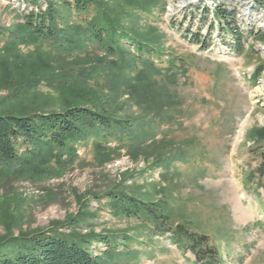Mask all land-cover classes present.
Segmentation results:
<instances>
[{
  "label": "rangeland",
  "instance_id": "374dc122",
  "mask_svg": "<svg viewBox=\"0 0 264 264\" xmlns=\"http://www.w3.org/2000/svg\"><path fill=\"white\" fill-rule=\"evenodd\" d=\"M131 1L135 18L120 13L114 0H95L88 18L107 10L123 29L154 42L149 58L131 60L119 74L125 80L141 73L150 87L149 110L136 108L118 89L111 108L131 122L132 134L96 131L70 141L67 150L45 158L38 177L19 178L0 163V236L54 228L68 233L69 220L87 217L78 226L80 234L124 236L130 250L140 255L137 261L126 257L117 264H194L195 258L177 247L171 232L150 238L141 220L114 213L105 197L120 185L142 186L154 202L164 204L168 228L206 236L221 264H264V177L255 173L260 160L254 151L255 138L264 136V46L247 35L251 29L264 31V0ZM217 7L232 16L233 29L243 34L241 53L233 52L230 36L217 28L212 15ZM25 10L36 8L22 0H0V27L16 28ZM192 36H199L207 48L195 44ZM36 45L18 43L9 53L0 48V60L29 61L41 69L61 63L60 75L103 55L88 50L62 59ZM129 56L134 58L136 50ZM6 69L12 81L4 84L0 76V105L50 112L64 109L73 99L57 83L22 81V72L31 79L27 66ZM108 75L99 73L84 82L108 95ZM97 144L111 150L110 159L102 158ZM132 144L139 148L128 149ZM115 248L122 252L121 245ZM105 249L92 245L95 254Z\"/></svg>",
  "mask_w": 264,
  "mask_h": 264
},
{
  "label": "trees",
  "instance_id": "16d2710c",
  "mask_svg": "<svg viewBox=\"0 0 264 264\" xmlns=\"http://www.w3.org/2000/svg\"><path fill=\"white\" fill-rule=\"evenodd\" d=\"M22 1L36 10L20 13L19 19L22 22L16 28L0 27V43H4L0 48L3 51H15L18 43L32 42L39 47L46 46L49 53L62 59L64 56L76 58L79 53L88 50L103 55L96 56L89 66L73 65L68 67L69 73L60 72V75L57 72L62 69L61 63L57 67L44 64L46 66L41 69L32 63L28 65L29 61H24L22 65L16 60H0V76L4 84L12 81L11 72L6 68L20 64L22 69L29 67L32 74L31 79H26L29 73L21 71L22 81L31 82L33 85L43 80L57 83V89L61 93L73 98L66 100L68 102L64 109L50 112L0 105V163L19 178L25 175L40 176L45 158L54 152L67 150L70 141L79 140L96 131L103 132L105 136L113 135L115 130L132 134L131 122L126 117L116 116L111 108L115 105L117 90H123L128 102L136 108L147 110L146 107L150 108V87L139 71H136L134 78L125 80L119 74L131 60L141 59L142 56L149 58L155 50L153 41L141 37L136 30L123 29L115 17L110 20L107 10L101 16L89 20L90 11L96 7L95 0ZM42 2H45V9L41 8ZM113 6L127 18L137 17V9L131 0H114ZM145 9L139 10L148 12ZM212 15L222 34L230 36L233 52L241 53L244 47L243 34L233 29L232 16L221 7H217ZM210 29L213 30V25ZM247 35L264 46L263 30L251 29ZM192 37L195 44L201 45L202 49L207 48L199 36ZM132 49L136 50V58L128 57V52ZM36 51L39 52L37 47ZM13 56L19 59L17 54ZM149 65L153 66L151 62ZM99 73L109 74L106 78L108 95L90 90L84 82ZM62 78L67 79L69 84L60 81ZM254 142L257 145L254 151L260 160L255 173L262 178L264 136H257ZM138 148V144H132L128 149ZM95 149L99 150L105 160L112 156L109 148L97 144ZM105 197L112 205L114 213L141 220L142 227L147 229L150 238L171 232L177 247L189 251L195 258L194 264H221L217 251L209 245L206 236L189 233L180 227L173 230L168 228L164 204L154 202L151 192L144 187L128 188L120 185L109 190ZM85 220L87 217L69 220L68 233H61L57 231L58 228H54L50 232L18 230L16 235L8 232L0 236V264H117V261L125 260L126 257L138 260L140 255L129 248V238L102 236L93 231L80 234L77 231L78 226ZM92 245H104L106 249L95 254ZM118 245L122 246V252H116L115 247Z\"/></svg>",
  "mask_w": 264,
  "mask_h": 264
}]
</instances>
